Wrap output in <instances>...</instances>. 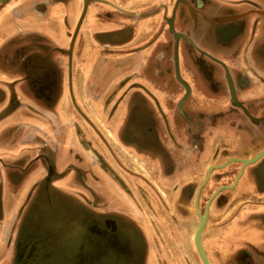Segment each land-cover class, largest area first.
I'll return each instance as SVG.
<instances>
[{
    "label": "crops",
    "instance_id": "1",
    "mask_svg": "<svg viewBox=\"0 0 264 264\" xmlns=\"http://www.w3.org/2000/svg\"><path fill=\"white\" fill-rule=\"evenodd\" d=\"M98 1L103 4L94 3L87 8L83 0H13L0 11V189L3 192L5 189H17L21 193L13 208L20 206L17 222L24 256L23 261L14 260V264H102L106 254L110 258L107 263L115 264L116 253L129 251L128 245L121 247V241L115 238L124 237L126 240V232L120 225L126 227L131 235L133 224L130 216L105 212L106 204L120 205L119 198L114 188L105 182L100 165L89 164L77 142L73 123L87 130L82 125L94 126L106 119L112 125L114 142L118 141L128 148L131 155L152 145L143 129L145 124L151 123L150 134L156 136L154 145L159 146L165 153L163 156L170 160L165 164L156 163V167L148 171L166 174L167 180H176L177 184L179 177L175 179L173 176L176 173L174 166L176 162H181L179 165L185 167L183 160L188 156H180L181 148L192 142V150H195L193 134H186L176 121L171 126L174 134H166L168 128H163L154 105L141 93L116 97L114 112L109 114V110L105 111L112 105L114 93H118L112 85V75L118 77L121 73L114 74L113 69L107 67L112 59L104 58L102 50L128 43L129 38L136 37L129 30L131 27L121 26L119 19L114 20L117 12L114 6L105 0ZM116 1L121 4V0ZM122 1L126 10H132L147 0ZM82 16L85 18L78 32L79 38L73 46L72 35ZM118 16H123L121 11H118ZM120 29H124L123 32ZM113 31L115 33L112 34ZM143 59L145 56L142 54L135 66L145 74L142 71L145 67ZM19 60L27 62L21 68V74L34 81L31 91L24 89L23 84L16 85L11 79ZM144 107L148 108V112ZM78 112L80 116L76 114ZM141 124L142 130L139 128ZM138 131H142L141 134ZM244 140L239 133L226 135L223 139L229 146H237ZM208 141L212 146V142ZM213 143L215 148L216 140ZM169 147L171 151H176L175 154L169 151ZM204 153L198 154L201 156ZM243 154L239 159L245 160L246 156L255 153L246 150ZM189 156H194V153L189 152ZM90 166L93 167L92 175L88 171ZM247 171V168L243 170L233 195L237 196L235 201L241 199L248 202L244 210L248 214H231L219 239L221 247L213 240L209 244L214 247L216 264H264V244L261 245L264 243V189L261 200L258 193L255 198H250V186L241 184ZM51 174L54 175L51 177ZM6 200L7 204H11L8 198ZM75 201L83 206L74 204ZM46 205L48 209L44 207ZM251 205L256 207L255 211H252ZM58 206H63L64 210ZM11 209V206L7 207L0 216V225L3 226L0 228V264L10 263L9 230L14 215V209ZM221 210L208 216L210 228L219 222ZM255 212L256 216H251ZM120 215L124 217V223H116ZM70 222L78 225L71 223L70 228ZM243 225H246L247 231L255 230L258 243L242 247L227 244L231 242L234 231H241L242 234ZM61 237H64L63 240ZM145 237L142 264H149L146 250L148 235ZM242 241L247 243V240ZM203 246L206 252L204 240ZM30 247L34 252L26 257ZM207 252L212 253V249ZM28 259L32 261L27 262ZM132 263L137 264V258L129 262Z\"/></svg>",
    "mask_w": 264,
    "mask_h": 264
},
{
    "label": "rangeland",
    "instance_id": "2",
    "mask_svg": "<svg viewBox=\"0 0 264 264\" xmlns=\"http://www.w3.org/2000/svg\"><path fill=\"white\" fill-rule=\"evenodd\" d=\"M105 1L114 6V10L117 9V12H115L116 18L114 20L119 19V25L121 26H125L126 28H128V26L131 27L132 29L129 30H132L134 33L133 37H136L135 39L129 38L130 42L127 41L128 43L117 44L113 48L106 47V49L102 50V55L104 58L112 59L110 62H108L107 67L113 69L112 71L114 72V74L117 72L121 73V76L118 77L112 75L114 81L112 85L118 90V93H114V95L112 96V105L111 103L110 105L113 107L108 106V109H105V111L109 110V114L111 112H114V106L117 103L114 98H118L119 96L125 97L127 94L138 92L141 93L147 101L152 102V104L154 105L153 108L156 109V112L160 117V121L163 118H167V116L169 115L167 114V111H165V106L163 104V101L166 99L169 100H166V102L168 101L170 103V106L172 107L170 109L172 110L171 112H173V114L177 116L175 113L176 109L173 108H175V102L178 99V84H182V82L177 79L175 72V44L173 46L172 44H166L165 42H163V32L168 33L172 37L173 34L169 31L168 28L166 29L164 25L161 29H159V26H161L160 20L162 15V7H159L160 0H147L144 4L141 3L142 5L139 4L138 6H136V9L132 8V10H126V6L122 4V0L120 5L116 0ZM171 1L172 0H161V3L165 4L168 2L170 3ZM12 2L13 0H6L4 3L0 4V11ZM83 4H86L85 6L88 8V6L91 4L96 5L103 3L98 0H86V2L85 0H83ZM118 11H121V14L123 15L121 16V18L118 16ZM167 13L169 14V11L164 12V20L166 19ZM85 14L86 13H84V16ZM149 14L151 15V18H155L151 28H148ZM84 18L85 17L83 16L81 20L79 18L78 22L80 23L77 24V27L72 35L73 46L75 41L77 40V37L79 36L78 32L81 30L80 26ZM105 18L108 19L107 16ZM120 30V32H123L124 29ZM113 33L115 32L113 31L112 34ZM154 34V39L150 40L151 35ZM141 35L143 38L140 37ZM121 38L122 36L118 39ZM133 42L136 43L131 44ZM142 54L145 56V59H143L145 67L142 70L143 73L146 72L145 74H142L139 68L135 66L136 63L140 62L139 59H141ZM165 57L167 59L165 61H162L163 58L165 59ZM105 62H107V60ZM150 62H152L151 65ZM26 63L27 62L22 60H19L16 63L18 65L16 73L11 79H14L16 85L23 84L24 89H30L29 91H31V89L35 85L34 81L29 77L23 76V74H21V68H24V65ZM149 65L152 68L151 73H148ZM149 79L151 80L150 83H148ZM165 85H168L167 88H164ZM247 95L250 94L247 93ZM182 103L183 102L180 101L178 103V107H181ZM232 105L236 108H239L233 102ZM145 110L146 112H148V108H145ZM76 114L80 116V112ZM141 114L143 115L142 112ZM253 117L254 119L248 117L249 120H246V122L243 119V116L239 117L238 115H235L233 116L232 120L222 122L223 124H217L216 130L214 131V134H216L214 140L209 138L210 136H208L204 137L197 143L199 147L202 146L201 153L203 151L205 152L204 154L199 156L198 160H195L196 157L194 153L195 151L192 150V142H188L189 147L186 145L185 147L181 148L180 156H189V152H191V154L194 153V156H187L185 160H183L185 162V167L179 165L181 162H176L177 165L174 166L176 173H174L173 175L175 179H177V177L179 176V184H177L176 180L173 182L162 180V174L159 172L151 173L148 171V169L156 167V163L165 164L168 160H170L169 158L163 156L165 153L162 152L159 146L154 145L156 143V136L150 134V129L153 128L151 123H148V125L145 124L143 129L147 134L146 137L148 138L149 143H152V145L147 146V149H143L142 152L139 151L140 153L136 155H131L130 150H128V148H125L124 145L120 144L118 141L114 142V140L112 139V125L108 123L106 119L98 125H82L83 127L87 128V130L83 129L84 132H82L83 130L80 127L81 125L73 123V131L74 134L77 135V142L81 146L82 152L86 155V158H88L90 162L89 164H97L96 167L100 165L103 170H99L103 171L102 176H104L105 182L109 184L110 187L114 188L115 194L119 198L120 205L106 204L104 208L105 212L108 214H111V212H113L116 214H121L122 216H124L125 214L129 215L131 224H133V227L131 226L132 231H130L131 235L129 234V230L126 227L120 225V227H123L124 232H126V240H124L125 238L122 236V238L115 239H117L116 241H121V247L128 245L126 247L129 248V251H127V253H124L123 251H121L119 254L116 253L114 259L115 264H129V262H134L136 258L137 264H142L143 249L144 245L146 244L145 236L147 235L148 247H145L146 250H148L149 264H203L194 241V233L199 225V216L195 206L197 204L198 210L201 214H203L205 212L206 205L209 199L212 197V195L215 194L216 191L219 190L211 200L208 210V216L213 214L214 211L220 210V208H222V210L218 214L220 220L218 223L214 224V227L211 228L209 225L210 223L208 224V222H206L201 236L202 242L204 240L206 250L208 251L209 248L212 249V253L206 251V255H208L207 257H209L208 259L210 260V264H216V262L214 261V247L210 246L209 244L213 240L216 241L219 247H221L222 244H220L219 239L220 236H222L221 234H223L222 231L225 230L224 223L227 221L228 217L231 214H248L244 211L248 207V202L241 199L235 201L237 196L233 195V190L237 186L236 184L240 177L236 182L235 180L240 174L242 167V159H239V157L243 156V152H245L246 150L249 153H255L254 155L246 156V158L254 157L259 152H262V150L264 151V117L259 118L254 115ZM165 122L166 121L161 122V124L163 128H168H165L167 130L166 134L168 136L173 135L175 131L171 129L170 125H168L167 123L165 124ZM188 126L189 130L186 125L181 126L184 128V132L186 134L195 132L194 126ZM156 127L158 128V126ZM139 128L140 130H142V124L139 125ZM138 132H140L141 134L142 131ZM243 132L246 134V137H244V143L238 144L237 146H234L233 144L232 146H229V144L226 145L223 141L226 135L229 136L232 134V136H234L238 133L241 134ZM208 140L212 142V146L209 145ZM215 140L216 144L214 148L213 142H215ZM205 148L206 150H204ZM168 149L171 153L176 152L171 151L170 147ZM79 158H81V156H79ZM178 161H180V159H178ZM246 168L248 170L246 173L247 175L244 177V179L241 180V184H244L243 186L245 187L250 186L249 192L252 197H249L251 199L255 198L256 194L258 193L261 200V194L264 187L262 189L257 188L256 181L254 182L256 183L255 188L252 187V185L250 184V179H254L253 176H255V173L257 171H260L261 175H263L264 157L260 158L258 161L252 164L247 165L244 169ZM182 170L185 171L182 172ZM88 171L90 172L89 174L92 175L91 173L93 172V167L90 166ZM53 175L54 174H51V177ZM1 180L2 178L0 177V184ZM184 183H186V187L189 186V189H185L186 191L184 195H180L181 187L179 186L180 184L182 185ZM189 183L193 185V189ZM2 192L3 191L0 189V201H2L3 203L2 206H0V211L5 213L7 207L11 206L12 209L16 207V200H19L21 193L17 189H9L7 191L5 189L3 194ZM178 193L180 196H184V198L179 201L177 199ZM201 196L203 197L199 199V197ZM7 198L9 200L8 202L12 205L7 204ZM163 200L165 202L164 204ZM239 201H242V203H240ZM74 204L77 205L79 203L75 201ZM81 204L79 205L83 206ZM44 207L48 209L47 205ZM58 207L64 210L63 206ZM19 208L20 206H18L17 209H14V215L12 216L13 220L10 224L9 244L11 246L9 251V264H14V260L23 261L22 258L24 256V254L21 253V250H23V245L21 242L22 238L19 236L20 228L17 222V218L20 215ZM251 209L252 211H255L256 207L251 205ZM67 213L70 212L67 211ZM256 214V212L252 213L251 216L255 217ZM121 215L117 220H115L116 223H124V217H122ZM236 215H233L232 217H235ZM243 216L242 218H244ZM262 220H264V215L262 216ZM0 223H2V221H0ZM71 223L74 222H70L68 226H70ZM252 225L254 226V224ZM1 227L3 226L0 225V228ZM212 229L215 231L211 232ZM219 229H221V231ZM242 229V234H240L241 231H234V234L230 239L231 242L227 244L235 247H242L249 244L256 245L258 241L256 238L257 235H254L255 230L251 229L252 232L249 230L247 231L246 225H243ZM229 230H231V227L229 228ZM121 232L123 233V231ZM63 238L64 237H61V240H63ZM241 238L245 241L247 240V243L242 241ZM223 240L224 237H222V241ZM263 244L264 243H261V245ZM17 245L19 249L16 248ZM32 248L33 247H30V250L29 252H27L26 257L33 254L34 251L32 250ZM60 256L61 254L58 255V259L60 258ZM28 260L29 261L27 262L32 261L30 259ZM109 260L110 258L106 254V256L103 257L101 263L108 264L107 262Z\"/></svg>",
    "mask_w": 264,
    "mask_h": 264
},
{
    "label": "flooded vegetation",
    "instance_id": "3",
    "mask_svg": "<svg viewBox=\"0 0 264 264\" xmlns=\"http://www.w3.org/2000/svg\"><path fill=\"white\" fill-rule=\"evenodd\" d=\"M177 1L162 4L160 0L159 29L163 25L169 29L164 20V12L169 11L166 18L173 17V27L178 35L176 38L163 32V42L178 45L179 70L185 84H178V99L173 108L177 116L171 112L172 107L165 98L168 101H163L164 109L169 115L161 121H166L170 127L176 121L180 127L186 125L188 130V125L194 126L195 132L191 134L196 148L195 160H198L202 149L197 143L208 136L214 139L217 124L232 120L235 115L249 120L240 107L232 105L228 76L237 101L250 116L264 117V0H179L176 4ZM154 19L148 15V28L152 27ZM154 36L151 35L150 40ZM151 69L148 66V73ZM180 101L183 103L178 107ZM161 174L164 181H175L167 180L166 174ZM253 177L255 180L250 179L252 187L255 188L257 183L256 187L262 189L264 176L261 172L257 171ZM179 187L180 195L189 189L186 183ZM180 195L178 193V201L184 198ZM2 204L0 201V206ZM16 248L19 249L18 245Z\"/></svg>",
    "mask_w": 264,
    "mask_h": 264
},
{
    "label": "water",
    "instance_id": "4",
    "mask_svg": "<svg viewBox=\"0 0 264 264\" xmlns=\"http://www.w3.org/2000/svg\"><path fill=\"white\" fill-rule=\"evenodd\" d=\"M6 0H0V4L4 3ZM179 1V0H178ZM178 1L176 2V4L178 3ZM86 2V0H85ZM86 5V4H85ZM173 16V15H172ZM172 19L173 17L171 18H166L167 22H168V26H169V31L177 38V33L176 31L174 30V27H173V23H172ZM80 23V22H79ZM174 62H175V72H176V77L177 79L184 83V81L181 79V75H180V70H179V61H178V45L175 44V47H174ZM228 79H229V84H230V88H231V92H232V101L234 102V104L238 107H240L244 113L251 119H254L253 117L250 116V114L246 111V109L243 107V105L237 101L236 97H235V93H234V89H233V85H232V82L230 80V77L228 76ZM185 84V83H184ZM264 157V151L257 154L256 156L254 157H251V158H248L246 160H242V167H241V171H240V174L238 175V177L236 178L235 182L237 181V179L242 175L243 173V170L244 168L249 165V164H252L256 161H258L260 158ZM219 191V190H218ZM218 191L215 192L214 195H212V197L209 199L207 205H206V209H205V212L203 214L200 213V211L198 210V205L196 204L195 208H196V211L198 213V216H199V225L195 231V234H194V241H195V245H196V248H197V251H198V254L203 262V264H210L209 260H208V257L205 253V250L204 248L202 247V241H201V236H202V233H203V230H204V227L206 225V219H207V215H208V210H209V206H210V203H211V200L213 199V196L216 195V193H218Z\"/></svg>",
    "mask_w": 264,
    "mask_h": 264
},
{
    "label": "bare ground",
    "instance_id": "5",
    "mask_svg": "<svg viewBox=\"0 0 264 264\" xmlns=\"http://www.w3.org/2000/svg\"><path fill=\"white\" fill-rule=\"evenodd\" d=\"M178 33V32H177ZM179 61V60H178ZM182 79V78H181ZM183 80V79H182ZM184 81V80H183ZM241 135L242 136H244V137H246V134L243 132V133H241ZM207 219H208V215H207ZM207 219H206V222H207ZM195 234V233H194ZM201 241H202V239H201ZM202 247L204 248V246H203V242H202ZM205 250V249H204ZM206 253V252H205ZM209 260V259H208ZM210 262V261H209Z\"/></svg>",
    "mask_w": 264,
    "mask_h": 264
}]
</instances>
